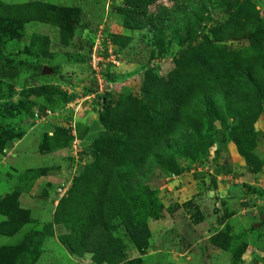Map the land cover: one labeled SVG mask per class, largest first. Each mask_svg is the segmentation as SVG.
Listing matches in <instances>:
<instances>
[{
    "label": "rangeland",
    "instance_id": "obj_1",
    "mask_svg": "<svg viewBox=\"0 0 264 264\" xmlns=\"http://www.w3.org/2000/svg\"><path fill=\"white\" fill-rule=\"evenodd\" d=\"M174 1L191 8L197 0H157L148 14L170 10ZM246 1L264 18V0ZM0 3L75 9L71 28L56 21L62 30L57 23L16 22L7 10H0V140L8 139L7 145L26 136L15 167L2 153L5 145L0 151V201L7 197L0 206V264H15L6 250L15 251L17 245L26 250L27 264H96L91 254L71 255L59 243L65 229L52 221L53 203L66 195L72 178L92 161L93 142L102 131V98L114 102L120 96H137L146 69L164 77L183 47L184 33L165 31L159 54L148 26L122 28L123 0ZM204 17L198 32L224 19L211 6ZM61 33L65 45L60 43ZM229 44L236 48L246 41ZM92 48L102 59L98 79L89 65ZM109 54L117 65L105 62ZM42 66L48 74H40ZM262 113L253 126L257 135L253 152L262 162L258 172L237 156L215 123L207 153L199 160H177L182 168L177 176L164 177L154 169L143 178L162 211L156 220L147 221L149 239L141 253L133 248L122 225H109L124 247L125 261L120 264L134 259L139 264H264ZM58 129L68 132L66 146L40 154L38 149L47 148ZM57 189L63 190V196ZM223 236L228 242L225 250H219L215 245Z\"/></svg>",
    "mask_w": 264,
    "mask_h": 264
},
{
    "label": "trees",
    "instance_id": "obj_2",
    "mask_svg": "<svg viewBox=\"0 0 264 264\" xmlns=\"http://www.w3.org/2000/svg\"><path fill=\"white\" fill-rule=\"evenodd\" d=\"M156 1L123 0L122 28L148 26L159 54L165 31H183V47L164 77L148 69L142 73L137 96H120L114 102L102 98V131L93 142L92 161L72 178L52 215L53 223L65 229L58 237L64 250L75 256L89 253L96 264L125 261L122 242L108 229L113 222L122 225L138 253L144 250L149 239L147 221L156 220L162 206L148 192L143 178L154 169L164 177L177 176L182 172L177 160H199L207 153L215 123L252 172L262 166L253 152L257 143L253 126L264 106V18L260 11L246 0H197L191 8L174 1L170 10L148 14ZM209 6L224 19L198 32ZM2 9L16 22L59 21L67 28L75 12L74 8L40 4L6 7L0 3ZM56 26L62 30V25ZM64 37L61 33V45L66 44ZM232 41H246V45L232 48ZM42 44H47L46 38ZM6 140H0V151ZM68 140V132L58 129L47 141L48 147L38 151L64 148ZM6 199H1L0 206ZM227 242L223 236L215 247L225 250ZM12 250L6 251L13 263L27 264L26 250L20 245ZM138 260L126 264H139Z\"/></svg>",
    "mask_w": 264,
    "mask_h": 264
},
{
    "label": "crops",
    "instance_id": "obj_3",
    "mask_svg": "<svg viewBox=\"0 0 264 264\" xmlns=\"http://www.w3.org/2000/svg\"><path fill=\"white\" fill-rule=\"evenodd\" d=\"M264 114V110L262 115ZM26 136H24L23 138L16 140L15 142L11 143V144H7L5 145V147L2 150V153L5 151L6 152V161H10L13 164V166L15 167L17 165V162L19 161L20 157H22V150L25 147V138ZM24 144V145H23ZM22 147V149H21ZM9 154V155H8ZM14 154V156H13ZM13 156V157H12ZM12 157V158H11ZM56 202L53 203V206L55 207Z\"/></svg>",
    "mask_w": 264,
    "mask_h": 264
},
{
    "label": "built area",
    "instance_id": "obj_4",
    "mask_svg": "<svg viewBox=\"0 0 264 264\" xmlns=\"http://www.w3.org/2000/svg\"><path fill=\"white\" fill-rule=\"evenodd\" d=\"M91 51L92 52L89 55V65L91 67L92 72L95 74L96 78L98 79L101 76L100 71H99L100 70L99 64L101 63L102 59L96 56V50L94 48H92ZM114 60H115V57L109 54L105 62L108 64L117 65L116 62H114ZM56 191L59 193V197L63 194V190L57 189Z\"/></svg>",
    "mask_w": 264,
    "mask_h": 264
},
{
    "label": "water",
    "instance_id": "obj_5",
    "mask_svg": "<svg viewBox=\"0 0 264 264\" xmlns=\"http://www.w3.org/2000/svg\"><path fill=\"white\" fill-rule=\"evenodd\" d=\"M48 73L49 71L44 66H42L40 70V74L43 75V74H48Z\"/></svg>",
    "mask_w": 264,
    "mask_h": 264
}]
</instances>
